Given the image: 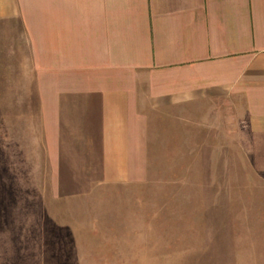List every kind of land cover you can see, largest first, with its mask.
<instances>
[{"label": "rangeland", "instance_id": "rangeland-1", "mask_svg": "<svg viewBox=\"0 0 264 264\" xmlns=\"http://www.w3.org/2000/svg\"><path fill=\"white\" fill-rule=\"evenodd\" d=\"M177 128H153L135 180L98 179L71 137L55 173L26 38L0 21V264H264V174L239 120Z\"/></svg>", "mask_w": 264, "mask_h": 264}, {"label": "crops", "instance_id": "crops-1", "mask_svg": "<svg viewBox=\"0 0 264 264\" xmlns=\"http://www.w3.org/2000/svg\"><path fill=\"white\" fill-rule=\"evenodd\" d=\"M0 21L26 38L55 173L71 137L98 179L135 180L159 123L213 116L264 174V0H0Z\"/></svg>", "mask_w": 264, "mask_h": 264}]
</instances>
